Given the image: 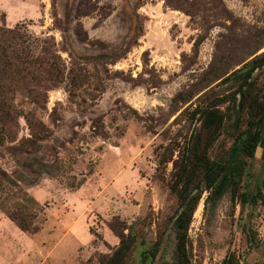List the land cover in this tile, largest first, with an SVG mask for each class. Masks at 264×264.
I'll use <instances>...</instances> for the list:
<instances>
[{
  "label": "rangeland",
  "instance_id": "rangeland-1",
  "mask_svg": "<svg viewBox=\"0 0 264 264\" xmlns=\"http://www.w3.org/2000/svg\"><path fill=\"white\" fill-rule=\"evenodd\" d=\"M0 27L24 35L17 46L26 53L50 49L59 74L10 95L0 264H172L170 185L201 123L195 110L223 115L209 150L222 159L256 120L237 106L238 75L249 73L250 98L264 103V0H0ZM263 180L261 145L234 197L229 189L206 203L203 191L188 227L189 264H264V200L241 201ZM16 205L35 232L7 216Z\"/></svg>",
  "mask_w": 264,
  "mask_h": 264
},
{
  "label": "trees",
  "instance_id": "trees-1",
  "mask_svg": "<svg viewBox=\"0 0 264 264\" xmlns=\"http://www.w3.org/2000/svg\"><path fill=\"white\" fill-rule=\"evenodd\" d=\"M24 35L19 31L0 27V135L12 124V97L10 95L26 85L34 82L39 86L41 74L47 75L49 81L58 79V72L52 62L54 53L46 50V56L32 51L24 52L17 45L24 43ZM16 41V43H15ZM201 42L198 38L194 46ZM242 81L237 87L239 109L246 108L249 114L256 118L254 125H249L235 133L226 154L222 159H211L209 150L220 135L223 115L217 108L204 107L196 109L201 123L189 136L184 146L179 162L176 164L173 181L170 189L177 197V211L173 218L175 233L174 260L172 264H189L187 251L188 227L193 213L198 205L203 191L207 192L205 202L212 204L231 190L233 197L237 193L242 180L245 162L254 156L257 146L264 147V103L250 98L251 82L249 73L238 75ZM25 88V87H24ZM29 94H38L34 88L27 91ZM238 119V118H237ZM264 200V180L261 189L256 194H241V201L255 203ZM7 216L23 231L35 232L31 215L23 205L6 211ZM158 248L156 241L150 255L155 256ZM221 264H237L236 260L224 259Z\"/></svg>",
  "mask_w": 264,
  "mask_h": 264
}]
</instances>
